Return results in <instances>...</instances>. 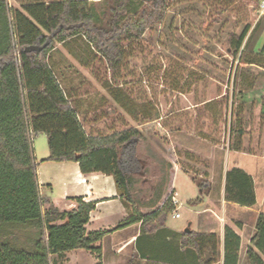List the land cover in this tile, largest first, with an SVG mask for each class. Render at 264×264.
<instances>
[{"label": "trees", "instance_id": "1", "mask_svg": "<svg viewBox=\"0 0 264 264\" xmlns=\"http://www.w3.org/2000/svg\"><path fill=\"white\" fill-rule=\"evenodd\" d=\"M171 3L103 0L105 8L98 10L88 0L27 1L20 9L0 0V236L2 229L16 224L34 222L39 230L33 251L0 240V264H52L53 254L79 248L100 251L94 244L106 232L87 233L85 228L96 202L78 197L73 210L60 211L53 205L43 210L48 200L39 189L33 138L40 133L47 135L50 154L44 161H76L84 173L111 174L123 195L131 198V172L137 164L135 144L144 136L135 127L107 135L88 133L51 68L49 53L56 43L80 36L115 71L124 58V46L137 42L160 24ZM250 30L246 25L232 35L234 55L240 54L241 59ZM32 45L39 49L26 51ZM245 56V64L264 67V51ZM235 149L242 150L241 145ZM192 178L205 193L210 191L207 177L193 174ZM225 199L254 206L257 196L252 175L240 167L229 170ZM174 210L172 198H168L150 214L143 215L134 208L128 222L142 221L143 229L153 232L165 225ZM256 228L247 258L250 264H264V213L258 216ZM204 236L184 232L182 245L199 248ZM239 244V235L227 228V261L231 258L237 264Z\"/></svg>", "mask_w": 264, "mask_h": 264}, {"label": "rangeland", "instance_id": "2", "mask_svg": "<svg viewBox=\"0 0 264 264\" xmlns=\"http://www.w3.org/2000/svg\"><path fill=\"white\" fill-rule=\"evenodd\" d=\"M94 3L98 10L105 8L103 0ZM263 3L264 0H172L160 24L147 30L137 42L124 46V58L115 71L96 61L81 72V82L74 83L75 89L71 90L78 95L92 94L97 101L96 97L108 94L105 85H120L123 106L137 113L122 108L117 115L116 106V115L110 111L106 122L115 123L118 130L145 122L141 123L144 140L138 148L142 155H163L167 152L163 144L174 137L164 128L185 126L186 141L193 142L195 137L202 152L191 175L205 177L203 171L210 160L204 154L214 146L223 159L226 152L241 145L249 158H254L252 154L261 156L259 163L264 171V67L243 62L245 54L259 53L264 48ZM246 25L251 30L241 48V59L240 54L234 55L232 35L239 34ZM109 101L104 103L107 111L112 106ZM96 132L102 134L101 130ZM34 147L40 161L41 154L49 150L47 136H35ZM158 169V162L149 163L150 174L158 175ZM158 180L159 176L151 182ZM186 216L184 211L177 222H183ZM82 251L85 249L69 251L74 264L91 263L90 257L81 255ZM52 260L67 264L66 255ZM139 263L145 264L132 254L115 258L108 251L99 264Z\"/></svg>", "mask_w": 264, "mask_h": 264}, {"label": "crops", "instance_id": "3", "mask_svg": "<svg viewBox=\"0 0 264 264\" xmlns=\"http://www.w3.org/2000/svg\"><path fill=\"white\" fill-rule=\"evenodd\" d=\"M7 1L11 5L12 1ZM13 1L18 3L17 8L22 9V5L27 1L56 0ZM71 40L59 42L60 46L56 44L49 53L52 70L66 91L69 101L76 108L79 120L88 133L98 135L96 131L101 130L102 135H107L120 131L115 123L106 122V115L110 111L116 115L118 107V115L121 110H127L122 104L124 96L118 90L120 85L113 87L105 85L108 94L104 93L101 97H96L97 101L92 94L78 95L71 90V88L75 89L74 83L81 82L83 70L89 69L96 61L107 64L87 40L80 36ZM261 51H264V48ZM69 83L73 84L68 85ZM108 101L113 107L111 106L107 111L104 103ZM100 110L103 112L100 113ZM128 113L134 114L137 110L131 108ZM101 114L103 118L99 117ZM180 122L184 123L179 120ZM141 123L145 124V122H137L134 127L142 132ZM164 130L169 135L174 133V137L169 139L167 145L163 144L167 152L158 158L140 153L138 148L143 138L137 140L135 144L137 164L131 172L133 176L131 198L123 195L115 177L111 174L100 171L84 173L76 161H44L43 159L49 156L50 149L41 154L39 161L33 138L39 189L41 195L48 200L44 203L43 210L46 211L51 205L60 211L73 210L77 208L78 197H82L85 201L96 202V208L90 213L85 228L87 233L93 231L106 233L94 244L95 247L100 248V251L89 249L82 251V256L91 258L90 264H99L108 251L115 258L130 257L132 254L138 262L145 264H234L231 258L228 261L226 259L227 228L235 231L240 237L237 264H250L247 249L250 245H254L251 240L257 232L258 216L264 213V171L259 163L261 156L252 154L254 157L252 159L243 150L233 149L226 152L221 159L217 146H214L210 152L204 154L210 162L205 165L203 174L211 182L210 191L205 193L191 175L194 166L198 163V155L202 154L195 144V137L192 139L193 142L186 141L185 126L164 128ZM38 135L46 134L40 133L35 136ZM188 136L192 134L189 133ZM151 161L158 162V175L157 172L150 174L148 165ZM234 167H240L252 175L257 196V203L254 206H243L225 199L226 174ZM157 176L159 180L152 184L151 180ZM148 186L150 189H147ZM199 197L202 198L200 202H190ZM168 198H172L175 210L168 216L163 227L148 232L143 229L142 221L128 222L134 214V208L143 215L150 214L159 209ZM173 198L178 202H174ZM184 211L187 213L186 219L177 222L183 217ZM176 213L180 216L176 217ZM188 231L205 235L200 239L199 248L182 245V234ZM0 237V240L10 241L17 249L33 251L39 230L34 222L16 224L11 229H2ZM20 237L23 238L22 242L19 241ZM130 247L134 250L130 251ZM64 255L67 257V264H74L69 251L53 254L51 259L54 256ZM52 264L58 263L52 260Z\"/></svg>", "mask_w": 264, "mask_h": 264}, {"label": "water", "instance_id": "4", "mask_svg": "<svg viewBox=\"0 0 264 264\" xmlns=\"http://www.w3.org/2000/svg\"><path fill=\"white\" fill-rule=\"evenodd\" d=\"M37 49H39V47L32 45V46H28L26 48V51L37 50Z\"/></svg>", "mask_w": 264, "mask_h": 264}, {"label": "built area", "instance_id": "5", "mask_svg": "<svg viewBox=\"0 0 264 264\" xmlns=\"http://www.w3.org/2000/svg\"><path fill=\"white\" fill-rule=\"evenodd\" d=\"M263 5H264V3H263ZM173 199H174V202H178V200H177V199H175V198H173ZM175 216H176V217H179V216H180V214H179V213H176V214H175Z\"/></svg>", "mask_w": 264, "mask_h": 264}]
</instances>
